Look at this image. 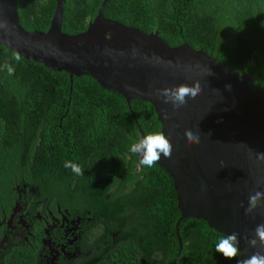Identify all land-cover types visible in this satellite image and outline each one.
<instances>
[{"label":"trees","instance_id":"trees-1","mask_svg":"<svg viewBox=\"0 0 264 264\" xmlns=\"http://www.w3.org/2000/svg\"><path fill=\"white\" fill-rule=\"evenodd\" d=\"M103 1L65 0L61 31L67 35L83 33ZM54 9L55 0H17L20 24L30 33L46 32ZM102 15L145 34L156 32L170 47L187 44L202 51L239 74H249L264 93V0H108ZM16 55L0 46V174L5 177L10 176V168L18 161L13 148L35 145L38 140L43 146L56 133L65 136L60 124L69 127L75 136L71 143L77 150L85 145L86 151L111 148L113 163L118 153L129 152L130 144L140 138L139 129L143 135L160 132V123L149 103L131 100L127 104L121 95L104 90L89 76L70 78L64 72H53L21 56L17 61ZM5 63L14 69L12 75L3 68ZM8 117H16L22 123L3 125V119ZM50 121L54 126L44 129ZM16 124L14 129H21L12 138L7 130ZM24 129L29 140L20 142L18 134ZM34 133H39V138H34ZM124 141H129L128 146L121 143ZM62 147L59 145L60 151ZM144 168L148 173L144 178L136 181L132 176L136 184L134 194L130 193V178L122 177L127 182L121 178L129 173L125 171L112 170L108 175L112 180L106 188L115 190V195L119 193L118 200H123L120 196L125 192L130 199L137 197L141 188L146 196L158 200L154 213L143 212V223L149 225L131 234L134 243L128 250L143 251L151 264H169L178 250L174 231L180 217L176 192L163 168L157 164ZM177 230L183 245L178 261L211 264L210 252L217 253L215 243L223 235L203 220L192 218L180 221ZM217 254L218 261L214 264H236L238 260Z\"/></svg>","mask_w":264,"mask_h":264},{"label":"water","instance_id":"water-1","mask_svg":"<svg viewBox=\"0 0 264 264\" xmlns=\"http://www.w3.org/2000/svg\"><path fill=\"white\" fill-rule=\"evenodd\" d=\"M107 1L83 33L67 35L61 31L65 0H55L46 32L31 33L20 24L17 0H0V20L8 24L7 31L0 30V46L70 78L89 76L127 104L149 103L160 132L172 144L171 158L161 156L156 164L173 181L180 213L176 231L184 219H201L219 234L239 233L238 260L259 251V244L251 248L244 237L252 238L256 225L264 223V208L248 215L244 208L250 193L264 191V163L249 152H264V93L249 74H239L202 51L187 44L170 47L156 32L145 34L104 18ZM155 57L171 60L173 66L157 63ZM204 69L212 75H203ZM197 79L202 94L186 107L174 111L156 95V89L191 85ZM225 84L232 85L230 92ZM185 129L199 131L201 142L187 144ZM139 134L143 136L140 129Z\"/></svg>","mask_w":264,"mask_h":264},{"label":"flooded vegetation","instance_id":"flooded-vegetation-1","mask_svg":"<svg viewBox=\"0 0 264 264\" xmlns=\"http://www.w3.org/2000/svg\"><path fill=\"white\" fill-rule=\"evenodd\" d=\"M11 122L22 123L8 117L2 124ZM16 126L7 130L12 138L21 129ZM53 126L50 121L44 129ZM59 127L65 136L56 133L43 146L38 140L35 145L13 148L18 161L8 178L0 174V264H151L143 251L128 247L134 243L131 234L149 225L143 223V212L154 213L158 200L146 196L142 188L134 200L127 192L118 200L119 193L106 188L112 170L125 171L129 173L121 178H130L132 194L136 187L132 176L136 181L144 178L145 168L127 150L117 154L115 163L111 148L86 151L85 145L77 150L69 127ZM27 134L25 129L18 134L20 142L29 140ZM38 136L34 133V138ZM121 143L128 146L129 141ZM65 160L79 164L83 175L65 168ZM150 177L154 178L153 168ZM174 231L178 232L176 226ZM179 239L181 248L178 242L176 257L169 264L184 263L178 261L183 246ZM210 254L209 262L214 264L218 254Z\"/></svg>","mask_w":264,"mask_h":264},{"label":"clouds","instance_id":"clouds-1","mask_svg":"<svg viewBox=\"0 0 264 264\" xmlns=\"http://www.w3.org/2000/svg\"><path fill=\"white\" fill-rule=\"evenodd\" d=\"M0 30L7 31V21L0 20ZM135 48L133 54L135 55ZM15 59L19 61L20 55L17 54ZM157 63L166 64L167 66H173L171 60L162 61L161 58H154ZM9 75L14 73V69L7 63L3 65ZM203 75H212L210 69H204ZM232 85L225 84V90L231 91ZM202 85L200 80H193L192 84H176L171 87H164L156 89V95L163 98V102L171 104L172 109L178 110L186 107L189 101H195L197 97L202 94ZM184 138L189 145H198L201 142V135L199 131L193 132L191 129H185ZM129 152L138 157V162L142 167H153L163 156L166 159H170L172 156V144L168 137L163 132H149L138 138L136 142L131 143L129 146ZM255 156L256 161L264 163V152L252 153ZM65 168L71 169V171L77 175H83V168L73 162L72 160H65ZM223 166V165H222ZM240 207H244L241 203ZM257 208H264V191H255L250 193L247 200V207L244 208L245 214L253 213ZM244 239L247 245L251 248H256L259 244V251L253 252L250 256L239 259L236 264H264V223L257 224L253 230L252 238L245 236ZM240 238L239 233L233 232L231 234H225L221 236L215 243V251L220 253L225 259L233 260L241 255L239 248Z\"/></svg>","mask_w":264,"mask_h":264}]
</instances>
